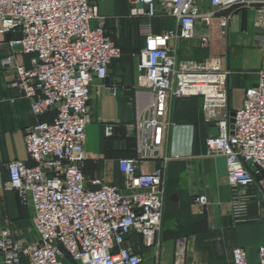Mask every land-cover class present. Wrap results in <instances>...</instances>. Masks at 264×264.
Returning a JSON list of instances; mask_svg holds the SVG:
<instances>
[{
    "label": "built area",
    "instance_id": "1",
    "mask_svg": "<svg viewBox=\"0 0 264 264\" xmlns=\"http://www.w3.org/2000/svg\"><path fill=\"white\" fill-rule=\"evenodd\" d=\"M129 3L132 15L167 16L176 27L156 34L149 23L139 26L145 39L139 51V85L151 102L148 115L139 113L133 126L135 156L118 161L124 178L119 187L103 178L88 180L84 173L93 82L105 81L111 66L123 57L104 26L105 18L90 0H0V45L12 51L2 64L14 71L15 85L30 101L33 114L53 115L27 132L29 162L7 164L5 189L16 192L21 204L32 210L37 240H15L1 230L0 264H142L135 235L146 248L156 250L155 264H160L156 237L164 215L166 140L176 100H203L204 118L215 129L206 140L207 155L225 160L232 191L229 210L236 223L245 222L248 213V197L241 190L259 179L264 188V59L257 83L245 91L242 105L232 110V71L222 57H178L179 44L196 39L214 18L225 37L233 18V12L226 11L238 7L253 14L255 39L264 55V0ZM211 43L209 33L200 36L203 49ZM19 56H28L30 67ZM109 91L116 95L118 88ZM115 129V122H106L105 137L111 138ZM148 161L163 163L148 172L142 166ZM194 203L206 206L209 200L199 196ZM186 258L187 240L178 238L173 264H186ZM232 261L249 264L240 247L233 249ZM259 264H264V246L259 248Z\"/></svg>",
    "mask_w": 264,
    "mask_h": 264
},
{
    "label": "crops",
    "instance_id": "2",
    "mask_svg": "<svg viewBox=\"0 0 264 264\" xmlns=\"http://www.w3.org/2000/svg\"><path fill=\"white\" fill-rule=\"evenodd\" d=\"M144 43L143 37H136L130 48L132 51L137 49V54L132 53L131 57L115 62L105 81L95 79L93 82L85 142L87 161L84 173L88 180L103 178L107 183L121 187L124 178L118 161L135 156L137 142L133 126L139 113L148 115L147 107L151 102L150 95L139 85V51ZM233 48L243 49L245 53L236 67L231 64ZM254 48L256 45L250 36L234 38L227 48V57L222 55L224 48L219 42L211 45L210 57H222L225 66L235 76L230 77L229 87L230 83L237 81L236 86L241 90V101L236 104L231 103L230 91L231 109H234L233 105H242L244 92L258 81L257 73L264 55L256 53ZM11 53L7 45H0V231L7 230L13 239L32 243L37 239L32 210L21 204L16 192L5 189L9 180L7 164L16 160L29 162L25 146L27 132L39 121H50L53 115L39 118L33 114L30 101L15 85L14 71L2 64V59ZM18 60L30 67L28 56H19ZM249 72H253L255 78L249 80ZM112 87L118 88L116 95L110 93ZM202 108L201 98L190 97L176 100L170 111L164 215L161 232L156 237L160 246V264H173L178 238L187 240L186 264H233L232 251L238 247L246 251L249 264H259V248L264 246V188L261 179L241 190L242 195L248 197V213L245 222L236 223L229 210L232 191L225 160L207 155L206 140L215 129L206 122ZM106 122L116 123L111 138L104 135ZM162 163L148 161L142 166L152 172ZM199 196H206L209 203L206 206L195 204L194 200ZM133 242L144 259L142 264H155L156 250L146 248L138 235L134 236Z\"/></svg>",
    "mask_w": 264,
    "mask_h": 264
},
{
    "label": "rangeland",
    "instance_id": "3",
    "mask_svg": "<svg viewBox=\"0 0 264 264\" xmlns=\"http://www.w3.org/2000/svg\"><path fill=\"white\" fill-rule=\"evenodd\" d=\"M92 4L98 7L99 13L101 17L105 18L104 26L108 33L112 36L114 42L119 45L120 42H123L122 50L123 57L122 59L131 57L132 53L137 54L138 50H131L130 46L133 44L134 40L140 37L139 26L141 23H149L151 24L153 31H162L165 29H175L176 24L169 17H159L155 19H147L144 15L134 16L132 15V6L129 3V0H90ZM207 9V5L205 6ZM226 12H233V18L227 30V34L225 37L221 36V29L219 27L218 19L214 18L212 25L210 27H203L199 31V35L196 39L192 41H184L178 47V57L181 60H205L210 57V50L203 49L200 44V36L204 33H209L212 38V43L217 41L223 46L224 57H227V48H230L232 41L234 38L238 37H246L249 36L254 41L256 48L254 50L257 52H262L259 49V44L254 37L256 36V32L253 26L254 16L253 14L244 9V7L233 8L227 10ZM236 12V13H234ZM236 15H239L238 17ZM237 17V18H236ZM239 19V21H238ZM238 21V22H237ZM139 35V37H138ZM249 35V36H248ZM211 43V45H212ZM253 49V48H252ZM243 49L233 48L231 49V64L233 67H236V63L238 61H242L244 59L245 53ZM221 55V56H222ZM248 78H255L253 72H249ZM231 78H235L233 75ZM237 82V81H236ZM233 81L230 83V91H231V103L236 104L241 101V90L237 88V83ZM255 83L252 84V86ZM232 89V90H231ZM245 93V92H244ZM232 110H237L239 106L233 105ZM165 199V194H164ZM37 239L34 240L35 243Z\"/></svg>",
    "mask_w": 264,
    "mask_h": 264
},
{
    "label": "water",
    "instance_id": "4",
    "mask_svg": "<svg viewBox=\"0 0 264 264\" xmlns=\"http://www.w3.org/2000/svg\"><path fill=\"white\" fill-rule=\"evenodd\" d=\"M139 8H143V6L140 5ZM9 38H10V36H9ZM233 116H234V113H232V117H233ZM233 122H234V119L232 118V119H231V123H233Z\"/></svg>",
    "mask_w": 264,
    "mask_h": 264
},
{
    "label": "trees",
    "instance_id": "5",
    "mask_svg": "<svg viewBox=\"0 0 264 264\" xmlns=\"http://www.w3.org/2000/svg\"><path fill=\"white\" fill-rule=\"evenodd\" d=\"M121 45H123V42H120V44H119V46L122 48V46Z\"/></svg>",
    "mask_w": 264,
    "mask_h": 264
}]
</instances>
